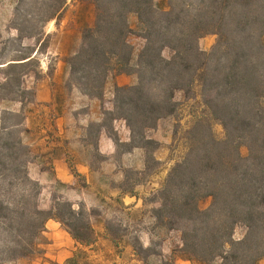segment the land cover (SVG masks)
Instances as JSON below:
<instances>
[{
  "label": "trees",
  "instance_id": "1",
  "mask_svg": "<svg viewBox=\"0 0 264 264\" xmlns=\"http://www.w3.org/2000/svg\"><path fill=\"white\" fill-rule=\"evenodd\" d=\"M90 1L96 19L69 61L71 76L91 97H102L110 74L138 76L136 85L116 87L114 113L126 120L134 145L158 146L146 139V131L175 112L176 91L189 96L197 90L200 97L187 152L159 192V224L181 233L180 254L195 264H259L264 259V0H166L163 6L154 0ZM66 3L52 1L47 21L60 18ZM130 13L137 14L146 40L136 70L128 41ZM207 34L218 40L203 51L199 40ZM213 122L223 126V139L214 135ZM18 143L0 134V165L23 185H0V234L14 236V247L7 241L0 245V264L34 255L46 221L64 217L41 207V186L17 163ZM205 198L212 202L203 210ZM70 223L76 239H91L87 228ZM238 224L247 233L235 240Z\"/></svg>",
  "mask_w": 264,
  "mask_h": 264
},
{
  "label": "crops",
  "instance_id": "2",
  "mask_svg": "<svg viewBox=\"0 0 264 264\" xmlns=\"http://www.w3.org/2000/svg\"><path fill=\"white\" fill-rule=\"evenodd\" d=\"M72 7L63 19L59 47L48 48L42 77L27 87L34 89L33 100L18 102L13 112L25 115V139L34 158L31 175L43 187L44 209L55 213L58 202H64L73 216L49 218L39 252L15 264H195L180 254L181 233L161 226L155 212L162 206L159 192L184 153L173 147L202 108L200 97L176 91L175 112L146 131V139L158 146L148 150L134 145L126 120L114 113L116 87L136 85L135 73L110 74L102 97H91L70 82L68 59L82 44L81 30L94 21L79 18L77 6ZM128 21L131 28L139 22L132 14ZM141 44L135 48L133 67ZM5 109L0 108V128ZM71 220L86 221L89 241L74 237ZM156 239L162 241L157 255L151 252Z\"/></svg>",
  "mask_w": 264,
  "mask_h": 264
},
{
  "label": "rangeland",
  "instance_id": "3",
  "mask_svg": "<svg viewBox=\"0 0 264 264\" xmlns=\"http://www.w3.org/2000/svg\"><path fill=\"white\" fill-rule=\"evenodd\" d=\"M52 1L54 0H0V108H6L2 114L4 123L0 128V130L2 128H4V130L1 131L0 134L3 138H6L8 134H10L11 140L20 143V145L18 143V148L21 147L20 152L22 155L17 163H19L21 166L20 169L22 170L24 176L36 181L41 186L39 198L41 207L43 209L45 208V202L43 201L45 199V195H42L43 187L40 182L31 175V171L34 169V166L32 165L34 158L31 150L32 148L28 144L29 140L25 139L28 131L23 125L25 115L24 112L14 113L13 110L16 109L18 102H22L24 105H26L28 102L33 100L34 89H27V87H32L31 82L33 79L39 80L42 77L41 61L42 59L44 60V57L47 55L48 48L51 46V49L54 50L59 47V43L61 41L59 32L63 26L62 23L67 10H71L73 8L72 6H77L74 9V14H77V16L82 19L90 20L91 18H94L92 25L96 19V9L90 0H67L66 7L61 13L60 18L47 21L49 16L48 5L51 4ZM154 1L156 4L163 6L166 0ZM77 9H79V11H77ZM165 9L167 8L165 7ZM130 14L137 15L136 13ZM85 28L81 30L82 44L83 32ZM130 29L132 32L128 36V41H131L129 43L134 48V55V53H136L135 48H139L141 45H143L141 43H145L146 40L142 36L143 32L140 22H138V25L132 28L130 27ZM217 40L218 36L216 34H207L199 40V46L203 51H210L215 46ZM81 46L79 47L78 51L80 50ZM163 54L166 58H170L172 56V51L166 49ZM32 56L33 58H31ZM71 58L68 60L70 61ZM24 59L29 60L26 62H20ZM131 67L136 70V67ZM70 82L75 84V78L71 76ZM196 92L197 90H193L189 93V96H186L188 98H195L197 97L195 96ZM191 125L185 131H181L179 136L181 141H177V144L173 147V150L177 151V154L184 152L182 158L188 149L187 131L190 129ZM212 130L217 138L223 139L225 137L224 128L220 123L213 122ZM240 151L244 158L248 157L249 150L245 144L241 146ZM2 152H4V150H2ZM6 167L7 169L11 168L10 165ZM43 168H46L45 164L43 165ZM10 184L21 187L23 186L18 176H11L10 173L6 170H3V166L0 165V185L9 186ZM211 202V198L203 199L200 202L201 209H208L211 205ZM53 214H60V216H64L65 218H71L73 216L67 206V203L64 202H58L55 213ZM74 222L79 225L81 229L80 231H85L84 229L87 228L85 220ZM246 233V227L242 224H238L235 227L233 239L240 240L244 238ZM13 239V235L0 234V245L7 241L9 247H14L12 242ZM161 243V239L155 240L154 246L151 249L152 254L157 255L159 253L161 249ZM38 252L39 247L37 246V252L34 255L21 259H31ZM142 254H146V252L142 251ZM21 259L9 261L5 264H15ZM263 261L264 259L260 261L259 264H262ZM218 263H220V261L216 264ZM166 264H173V261L166 262Z\"/></svg>",
  "mask_w": 264,
  "mask_h": 264
}]
</instances>
